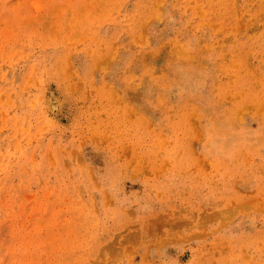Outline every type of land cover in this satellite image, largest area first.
Returning <instances> with one entry per match:
<instances>
[{"label": "rangeland", "instance_id": "rangeland-1", "mask_svg": "<svg viewBox=\"0 0 264 264\" xmlns=\"http://www.w3.org/2000/svg\"><path fill=\"white\" fill-rule=\"evenodd\" d=\"M0 264H264V0H0Z\"/></svg>", "mask_w": 264, "mask_h": 264}]
</instances>
